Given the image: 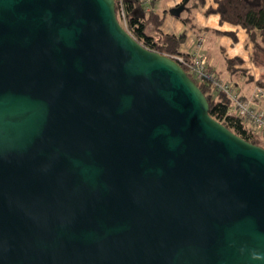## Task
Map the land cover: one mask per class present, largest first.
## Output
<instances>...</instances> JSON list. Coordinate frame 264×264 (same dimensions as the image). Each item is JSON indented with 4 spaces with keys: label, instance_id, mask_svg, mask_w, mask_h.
Masks as SVG:
<instances>
[{
    "label": "water",
    "instance_id": "95a60500",
    "mask_svg": "<svg viewBox=\"0 0 264 264\" xmlns=\"http://www.w3.org/2000/svg\"><path fill=\"white\" fill-rule=\"evenodd\" d=\"M209 108L116 0H0V264H264V147Z\"/></svg>",
    "mask_w": 264,
    "mask_h": 264
},
{
    "label": "trees",
    "instance_id": "16d2710c",
    "mask_svg": "<svg viewBox=\"0 0 264 264\" xmlns=\"http://www.w3.org/2000/svg\"><path fill=\"white\" fill-rule=\"evenodd\" d=\"M206 1L198 0L202 5H205ZM213 2L214 4L206 9V13L219 15L221 24L229 23L244 29L252 42V60L255 63L262 62L264 64V0H213ZM122 9L125 12L126 23L121 18ZM116 12L125 28L147 48L170 56L182 54L186 60L189 59L188 52H181L186 34L163 33L160 27L165 16L158 14L154 8L150 11L145 10L143 0H116ZM183 21L186 22L185 19ZM152 29L159 31L160 34L156 36ZM221 33L229 35L235 42L238 40L236 31H221ZM243 62L244 60L240 56L229 59L231 67ZM180 64L189 74L188 65L183 62ZM197 83L208 98L209 112L214 118L247 141L264 147V138L250 129L242 118L229 113L230 101L224 93H212L208 86L200 82ZM258 83L264 86V77L259 78Z\"/></svg>",
    "mask_w": 264,
    "mask_h": 264
},
{
    "label": "crops",
    "instance_id": "0c3cea01",
    "mask_svg": "<svg viewBox=\"0 0 264 264\" xmlns=\"http://www.w3.org/2000/svg\"><path fill=\"white\" fill-rule=\"evenodd\" d=\"M184 0H177L175 2L171 3V0H167V5L170 6H177L180 3H182ZM157 0L154 4V10L160 14L161 16L164 15V10L161 11L156 7ZM214 4L213 0H207L205 5L199 4L198 0H189L186 4V7L189 11L193 12V17L187 18L186 22L180 19H176L175 25H176V31L175 30H168L167 26L165 25L168 22L165 21L160 27V30L163 33L167 34H182L185 32H188L189 25L191 26V30L188 33V39L186 42L181 46V52H189L193 50L194 44L197 40V37L200 35H205L206 41L208 39V31L212 29L213 31L221 34L222 38L224 39L223 42L229 47V50L231 53H229L228 48L222 47L221 45L218 48H214L215 51L212 53H207L204 51L206 56L208 57V60L211 63L212 68L218 72L222 78L225 80L233 82L236 86L241 83H245L242 86L237 88H240L242 93L245 95H250L251 92L255 89L256 85L258 83V79L260 78V70L257 69L256 65L254 64L252 57V45L250 44V40L248 37L247 32L242 29L241 27L234 26L229 23H220L219 15L217 14H207L206 9L208 6ZM196 16L199 18L196 20ZM206 17V18H205ZM200 20L201 22H199ZM170 21V20H168ZM198 21V22H197ZM195 24H199L200 27L198 30H194L192 27L195 26ZM188 25V26H187ZM194 25V26H193ZM221 31H236L238 40L235 42L233 38L231 40L227 39L229 35L221 33ZM152 32L157 36L160 34V32L155 31L152 29ZM226 35V36H225ZM205 41V42H206ZM204 49V48H203ZM252 49V50H251ZM227 52V59L225 58ZM240 56L243 58L245 63L242 64H234L232 67L229 65V59ZM247 84L253 85V90L249 93L244 89Z\"/></svg>",
    "mask_w": 264,
    "mask_h": 264
},
{
    "label": "built area",
    "instance_id": "2783aa9c",
    "mask_svg": "<svg viewBox=\"0 0 264 264\" xmlns=\"http://www.w3.org/2000/svg\"><path fill=\"white\" fill-rule=\"evenodd\" d=\"M156 0H143L145 10L150 11ZM121 18L126 23L125 12L121 10ZM205 35H200L193 50L188 52L189 59L182 54L175 55L178 62L186 63L190 76L209 87L212 93H224L230 101L228 111L243 119L245 124L255 133L264 138V86L257 85L250 95H245L237 86L222 79L211 67L204 53Z\"/></svg>",
    "mask_w": 264,
    "mask_h": 264
},
{
    "label": "rangeland",
    "instance_id": "374dc122",
    "mask_svg": "<svg viewBox=\"0 0 264 264\" xmlns=\"http://www.w3.org/2000/svg\"><path fill=\"white\" fill-rule=\"evenodd\" d=\"M175 1H177V0H171V3L172 2H175ZM176 6V5H175ZM175 6H172V5H170V6H168L167 5V0H157V4H156V7L159 9V10H161V11H163L164 10V14H165V19H164V21L163 22H165V21H167L168 23L167 24H165V25H168L167 26V29L168 30H175L176 31V25H175V21L174 20H176V19H180V20H183V19H185V20H187V18H189V17H193V15H194V13L193 12H191V11H189L188 10V8L186 7V9L185 10H183L182 11V13L179 15V16H176V15H173L172 13H171V9L172 8H174ZM181 16V17H180ZM206 18V17H205ZM197 19H199L197 16H196V20ZM168 20H170V21H168ZM199 22H201L200 20H198ZM197 21V22H198ZM188 26V25H187ZM194 26V25H193ZM189 27V30H191V26L189 25L188 26ZM200 27V25L199 24H195V26L194 27H192L195 31L196 30H198V28ZM189 30H187L188 32H185V34H186V38L184 39V41L186 42V40L188 39V33L190 32ZM219 33H217V32H215V31H213L212 29H210L209 31H208V39H207V41L204 43V51L205 52H207V53H212L213 54V51H215L214 50V48H218L219 46H217V45H221L222 47H226V48H228V51H229V53H231V51L229 50V47L223 42V38H222V36H221V34L220 35H218ZM226 36V35H225ZM227 39H229V40H231L232 38L230 37V36H228L227 37ZM182 42V45L185 43V42ZM250 44L252 45V42H250ZM252 50V49H251ZM226 54V56H225V58L227 59V52L225 53ZM253 54V53H252ZM251 59H252V57H251ZM259 61H260V59H259ZM210 62V61H209ZM254 62V61H253ZM243 63H245V62H243ZM239 65L240 64H242V63H238ZM254 64L256 65V67H257V69L258 70H260V74L259 75H261L260 76V78L261 77H264V64L262 63V62H259V63H255L254 62ZM212 67V66H211ZM216 72V71H215ZM218 75H220L218 72H216ZM221 76V75H220ZM222 79H224V78H222ZM225 80V79H224ZM231 82V81H230ZM233 83V82H232ZM243 84H245V83H242V85ZM241 85V83L239 84V86L238 87H240V86H242ZM258 85V84H257ZM256 85V86H257ZM240 89V88H239ZM248 93L250 92V91H252L253 90V85L252 84H247V86L244 88Z\"/></svg>",
    "mask_w": 264,
    "mask_h": 264
}]
</instances>
